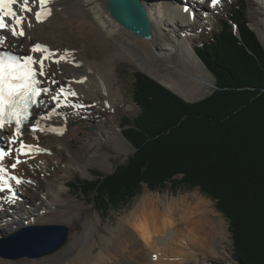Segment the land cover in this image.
Returning <instances> with one entry per match:
<instances>
[{
    "label": "bare ground",
    "instance_id": "bare-ground-1",
    "mask_svg": "<svg viewBox=\"0 0 264 264\" xmlns=\"http://www.w3.org/2000/svg\"><path fill=\"white\" fill-rule=\"evenodd\" d=\"M141 2L152 26L150 40L136 37L121 28L110 16L105 0H50L48 7L52 9V14L43 23H36L34 16H31L25 21L24 36L13 38L6 31L2 33L6 42L0 44V49L25 52L34 58L49 54V59L45 61L49 76L39 78L48 91L41 97L42 104L35 111L41 118H51L41 119L43 127L36 132H32L29 125L20 129L19 133L10 126L0 132L2 145L6 150H13V154L5 156L0 166L7 170L5 187L11 185L16 197L13 202L12 193L0 192V238L21 227L36 225L42 221L41 217L49 215L64 219L60 223L66 224L70 219H78L75 209H58L54 201L46 204L43 197V209L38 213H18L15 203L23 209L29 207L28 203L19 201L26 190L22 179L26 173L24 167L29 168L30 164L35 163L44 165L45 157H60L57 151L63 147L77 169L87 172L88 167L94 165L107 170L110 163L102 149L108 141L116 145V151L131 149L114 117L115 107L124 105L123 94L113 84L118 61L131 62L140 72L183 98L188 97L189 88L193 91L203 85L210 88L215 86L214 80L202 72L205 68L195 56L190 37L181 31L184 29L188 34L192 28L191 21L199 19L194 7L199 6L204 14L214 8L211 0ZM206 2L209 3L208 7L204 6ZM251 2L264 26V0ZM220 4L215 9L221 7ZM185 9L188 11L185 12ZM207 17L204 15L203 19L207 20ZM29 22L31 27L27 26ZM257 26H253V29L264 44V32ZM38 44L44 50L33 52L32 49ZM176 54L177 58L174 59ZM57 60L60 63H53ZM159 61L166 68L174 67L181 77L161 72ZM54 96L57 99H53ZM125 108L128 111L130 107L127 105ZM74 119L77 121L76 127L73 126ZM88 127L93 131L85 132ZM61 131L63 135L57 134ZM13 137L15 143H12ZM21 141L44 151L31 157L20 156L21 162L13 170L11 165L17 159L15 149L19 148ZM73 143L77 148L72 150L70 145ZM80 160L85 162L78 163ZM10 175L19 178L23 187L8 179ZM57 186L50 180L48 190L61 197L66 186L63 183ZM17 187L24 190L17 191ZM212 207V203L198 192L171 200L144 197L128 215L120 219L114 229L122 232L121 240L107 243L108 248L103 246V251L98 255L93 256L91 234L85 228L84 234L74 238L69 247L63 246L52 256L23 264H187V261L196 258L190 248L201 251L205 239L218 241L227 236L226 223ZM105 241L106 238L102 239V243ZM111 250H118V253L112 254ZM10 261L14 260L0 257V264H13Z\"/></svg>",
    "mask_w": 264,
    "mask_h": 264
},
{
    "label": "trees",
    "instance_id": "trees-1",
    "mask_svg": "<svg viewBox=\"0 0 264 264\" xmlns=\"http://www.w3.org/2000/svg\"><path fill=\"white\" fill-rule=\"evenodd\" d=\"M242 8L195 48L213 93L189 103L135 72L139 112L122 124L135 152L112 174L69 186L102 214L128 205L143 186L198 189L229 220L233 264H264V49Z\"/></svg>",
    "mask_w": 264,
    "mask_h": 264
},
{
    "label": "rangeland",
    "instance_id": "rangeland-1",
    "mask_svg": "<svg viewBox=\"0 0 264 264\" xmlns=\"http://www.w3.org/2000/svg\"><path fill=\"white\" fill-rule=\"evenodd\" d=\"M220 3H221L220 4L221 7L219 6L216 9L211 8V11L209 12L205 11L206 14L200 11L199 6L194 7L196 14L199 16V19L197 20L196 18H194L191 21L192 28L188 30L189 32L188 34L185 32L184 29H181L182 32L184 31L183 32L184 34L190 37L189 40L192 41L193 46L197 48L198 46L201 45L203 41H207L211 39L214 33H216L217 30L221 28V20L227 18L233 12V8L238 6V7H243L242 9H245L248 26L255 33V35L259 39L261 46L264 49V44L261 43V40L258 37L256 30L253 29V26L258 25L257 27L262 32H264L263 22L256 13V9L253 3L251 2V0H220ZM204 6L208 7L209 3L206 2ZM204 15L205 16L208 15L207 20L203 19ZM180 35L183 36V34ZM176 58H177V54L174 55V59ZM198 60L202 63V61L199 58ZM158 64L161 72L172 74L175 77H181L180 73L176 72L174 67L166 68L162 61H159ZM202 65L204 66L203 63ZM204 68L205 70H203L202 72L207 73L208 76L212 80H214V85H215V79L213 75L207 70L205 66ZM135 72L140 73V71L131 62L125 60L117 62L113 84L114 87L118 88L120 92L123 94L124 97L122 98V102H124V105H121L120 107L118 106L115 107L114 117L116 119L115 122L121 128V133L123 130L122 127L123 117L135 115L136 113L139 112V108L133 103L132 100V87L134 82L133 74ZM165 89L168 90L167 87ZM213 91H214V86L213 88H210L203 85L202 87H199L193 91L190 88L187 89V95H188L187 98L185 97L183 98L178 95L177 96L189 102H197L210 96L213 93ZM127 105L130 107L128 111H126L125 108V106ZM97 111L99 113H103V111L100 110ZM72 122H73V126L76 127L77 125L76 119H74V121ZM92 131L93 128L91 127L85 129V132H92ZM70 146L72 150L74 148H77V145L74 143L71 144ZM115 147H116L115 144L108 141V143H106L104 148L102 149L104 152H106L105 154L107 155V160L110 163V166H108L107 170H103L94 165H90L88 167L87 172L77 169L75 163L72 160H70L67 151L63 147H61L57 151L60 157H56V156L53 158L45 157L44 165H39V163H35V164H30L29 168L27 166L24 167V169H26L24 170L26 173L24 174V177L22 179L24 180L23 184L25 185L26 190L25 192H23V195L21 194L22 197L24 195L25 196L21 199L19 198V201L20 203L23 204L28 203L29 207L27 206L26 208L23 209V207L20 208V206L15 203L14 205L15 209H17L18 213H21L23 215L24 214L32 215V213H38L40 210L43 209L41 206L42 204L41 199L43 198L45 199L46 204H50L52 203V201H54L58 209H67V208L75 209L78 219H70V221H68L67 224L60 223L64 219H60L52 215L41 217L42 221H39L35 224H61L66 226L68 228V239L63 248L69 247L73 239L82 236L85 232V228H87L91 234L90 242L94 245L93 256H95L103 251V246L105 248H108L107 243L116 242V239L121 240L122 232L118 233L119 230L114 231V229H116V226L120 222V219L128 215L132 211L133 207L139 204L142 198L154 197L155 199L162 198L164 200L165 199L171 200L173 198H178L187 193L198 192L205 200L210 201L213 205L212 208L222 216L223 221L226 223L225 225H226L227 236L223 240H218V241L214 238L205 239L201 251L199 250V248L197 251H195L196 249L190 248L193 255L196 256V258L187 261V264H233L234 263L233 242L229 229V220L226 219L225 216L216 209L215 201L201 194V192L198 189L186 190V189L177 188L175 190H172L169 187L160 191H151L146 186H143L141 192L137 196H135L129 202L128 205L122 206L118 209H110L106 214H102L100 212H97V209L93 207L92 203L86 201L85 196L82 193L76 191L74 188H70L69 185L71 184V182L74 180L75 177H78L80 180H92L95 175V172L103 176L110 175L115 171L116 167L124 166L128 158L134 153L132 149L133 146L132 147L130 146L131 149L123 148L121 152L116 151ZM84 162H85L84 160H80L78 163H84ZM33 167L35 168L34 170ZM29 180L32 181L28 182ZM50 180H52L54 182V185L56 186L61 185L62 183L66 186L64 187V190L61 192L62 193L61 197L55 196V194H53L52 191L48 190L50 188L49 187ZM20 186H22V184H20ZM22 187L21 189L17 187V191L22 192V190H24V188ZM104 238H106V241L102 243V239ZM186 248L189 249L188 246ZM62 249H60L59 251H61ZM112 251L113 250H111L110 252ZM115 253H118V250L113 251L112 254ZM54 254H51L49 256H52ZM176 255H186V254L176 253ZM41 259L43 258L40 259L23 258L10 262H13V264H23L27 261H31V260L35 261Z\"/></svg>",
    "mask_w": 264,
    "mask_h": 264
},
{
    "label": "snow or ice",
    "instance_id": "snow-or-ice-1",
    "mask_svg": "<svg viewBox=\"0 0 264 264\" xmlns=\"http://www.w3.org/2000/svg\"><path fill=\"white\" fill-rule=\"evenodd\" d=\"M50 0H0V44L6 42V37L2 34L8 32L13 38H19L25 35V21L29 17L34 16L36 23H43L45 19L51 16L52 9L48 7ZM220 0H211V6L217 7ZM33 5L37 7L34 8ZM17 9L19 11H17ZM188 9H185L187 12ZM31 27V23L27 24ZM44 50L41 45H35L33 52ZM47 56L35 57L32 55L19 56L14 55L10 51L0 50V130L6 124L14 125L15 131L20 132L21 125L29 118V108L40 103L37 100L42 93H47V89H42L39 85L42 80L39 78L49 76V72L45 70V61ZM63 57H61V60ZM60 63V60L53 61ZM51 75H55L54 72ZM55 83V81H53ZM83 83V81H79ZM76 95V93H72ZM53 99H57L55 96ZM59 115V113H57ZM51 117H42L41 119H50ZM40 121H36V125L31 131L36 132ZM53 131H56L55 129ZM57 134L63 135V132ZM13 137L12 143H15ZM35 145L20 142L19 148L15 149L16 162L11 165L15 170L21 162L19 157L22 155L34 156L43 152ZM13 150L0 149V162L5 156H11ZM6 168L0 166V192H10L13 194V202L15 201V193L11 185L5 187ZM8 179L15 181L17 185L21 180L15 175L8 176Z\"/></svg>",
    "mask_w": 264,
    "mask_h": 264
},
{
    "label": "water",
    "instance_id": "water-1",
    "mask_svg": "<svg viewBox=\"0 0 264 264\" xmlns=\"http://www.w3.org/2000/svg\"><path fill=\"white\" fill-rule=\"evenodd\" d=\"M105 2L110 16L121 28L144 40L152 38V26L141 0H105ZM216 88L214 86V90ZM128 144L132 147L129 142ZM132 149L135 152L133 147ZM67 239L68 228L61 224L24 226L0 238V257L11 260L38 259L61 249Z\"/></svg>",
    "mask_w": 264,
    "mask_h": 264
}]
</instances>
